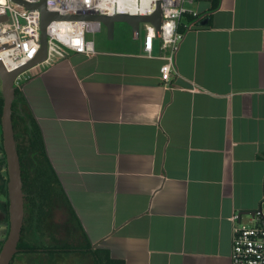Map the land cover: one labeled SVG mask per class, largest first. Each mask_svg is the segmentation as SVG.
<instances>
[{
	"label": "crops",
	"instance_id": "obj_1",
	"mask_svg": "<svg viewBox=\"0 0 264 264\" xmlns=\"http://www.w3.org/2000/svg\"><path fill=\"white\" fill-rule=\"evenodd\" d=\"M211 5L183 1L168 82L129 26L23 73L73 234L124 264H231V216L264 219V0Z\"/></svg>",
	"mask_w": 264,
	"mask_h": 264
},
{
	"label": "built area",
	"instance_id": "obj_2",
	"mask_svg": "<svg viewBox=\"0 0 264 264\" xmlns=\"http://www.w3.org/2000/svg\"><path fill=\"white\" fill-rule=\"evenodd\" d=\"M35 4L39 0H22ZM161 2L159 28L149 22H141L144 30L143 50L151 57L153 40L157 38L162 50L159 66L160 79L168 82L175 72V54L184 31L180 30L181 17L185 12L184 0H45V10L60 16L77 14H116L146 16L153 13L156 3ZM1 17H4L2 19ZM39 9H28L14 0H0V60L8 70H15L33 59L40 48ZM99 21L84 19H53L46 26L47 60L61 58L70 52L86 56L94 53L93 42L85 38L87 32H98ZM45 61V62H46ZM24 73V72H23ZM22 73V74H23ZM14 80L15 88H22L20 77ZM231 264H264V219L259 212L250 221H242L238 214L231 216Z\"/></svg>",
	"mask_w": 264,
	"mask_h": 264
},
{
	"label": "trees",
	"instance_id": "obj_3",
	"mask_svg": "<svg viewBox=\"0 0 264 264\" xmlns=\"http://www.w3.org/2000/svg\"><path fill=\"white\" fill-rule=\"evenodd\" d=\"M218 6V0H212L211 8ZM181 22L179 29L183 30V25L189 23L192 18ZM198 22V21H197ZM199 23V22H198ZM3 98L0 92V119L2 114ZM11 119L15 139L16 151L19 157L23 198V222L20 238L17 244V253L25 254H46L49 258H54L57 254L89 253L93 257L94 264H124L123 261L115 260L109 256L107 250L94 248L90 244H34L25 241L23 233L27 228L39 229L48 217L49 211L58 201V206L70 218V228L73 230V222L77 223L75 214L70 206L69 200L63 187L51 165L47 156L43 135L38 121L22 93V88H15L14 98L11 104ZM5 155L2 147V135L0 128V213L8 220V200H7V173ZM2 221H0L1 223ZM4 239L0 238V248ZM13 255L9 264L15 257Z\"/></svg>",
	"mask_w": 264,
	"mask_h": 264
},
{
	"label": "water",
	"instance_id": "obj_4",
	"mask_svg": "<svg viewBox=\"0 0 264 264\" xmlns=\"http://www.w3.org/2000/svg\"><path fill=\"white\" fill-rule=\"evenodd\" d=\"M23 4L28 9H39L40 18V48L33 59L23 66L8 71L0 60V87L3 98L2 114L0 119V128L2 135V147L5 155L6 173H7V200H8V231L0 248V264H9L13 255L18 251L17 244L20 238L24 210L22 192V180L19 157L16 151L15 139L11 119V104L14 98V80L23 72L30 68L43 63L47 60V36L46 26L53 19H84L89 21H99L105 27L109 38L113 37L114 24L116 22L126 23L133 33H139V25L141 22H149L159 28L161 23V2L158 1L152 14L146 16L116 14L113 16L97 15V14H77L60 16L56 13L47 12L45 10V0H39L35 4H29L22 0H14ZM4 19V17H1ZM204 23V21H203ZM254 212L239 213L253 215Z\"/></svg>",
	"mask_w": 264,
	"mask_h": 264
},
{
	"label": "rangeland",
	"instance_id": "obj_5",
	"mask_svg": "<svg viewBox=\"0 0 264 264\" xmlns=\"http://www.w3.org/2000/svg\"><path fill=\"white\" fill-rule=\"evenodd\" d=\"M128 25L123 22H116L114 24V31L117 34L120 30L127 28ZM113 31V32H114ZM140 35L143 33L142 25L139 28ZM85 38L87 40H91L95 46H97V42H104L105 44L109 42H117L116 38H109L106 29L104 26L101 27L98 32H87L85 34ZM26 80V77L23 74L20 77V85ZM1 90V87H0ZM58 201H55L53 204L51 211H49L48 217L44 220L41 227L39 229L36 228H27L23 233V238L25 241L34 244H60L62 242H66L69 244H79V238L73 234L72 229L69 224L70 218L64 215L62 209L58 206ZM0 238L5 239L7 231H8V220L4 217L2 213H0ZM71 258V257H70ZM69 257L67 258H58L55 260L54 258H49L46 254H25V253H17L12 261V264H73V260ZM87 257H83L80 260L79 264H90V262L86 259ZM76 263V262H75Z\"/></svg>",
	"mask_w": 264,
	"mask_h": 264
}]
</instances>
